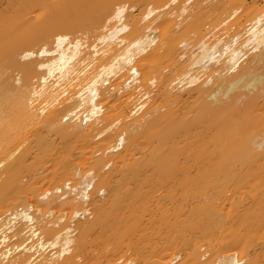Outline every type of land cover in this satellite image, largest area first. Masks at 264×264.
Returning a JSON list of instances; mask_svg holds the SVG:
<instances>
[{
  "label": "bare ground",
  "instance_id": "1",
  "mask_svg": "<svg viewBox=\"0 0 264 264\" xmlns=\"http://www.w3.org/2000/svg\"><path fill=\"white\" fill-rule=\"evenodd\" d=\"M0 264H264V0H0Z\"/></svg>",
  "mask_w": 264,
  "mask_h": 264
},
{
  "label": "rangeland",
  "instance_id": "2",
  "mask_svg": "<svg viewBox=\"0 0 264 264\" xmlns=\"http://www.w3.org/2000/svg\"><path fill=\"white\" fill-rule=\"evenodd\" d=\"M137 8V10H138V7H136ZM135 12H137V11H135ZM216 238V237H215Z\"/></svg>",
  "mask_w": 264,
  "mask_h": 264
}]
</instances>
